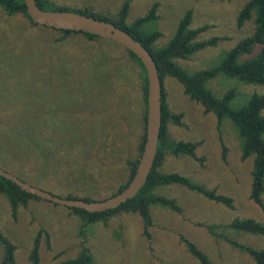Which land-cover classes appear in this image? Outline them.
Segmentation results:
<instances>
[{"label":"rangeland","instance_id":"rangeland-1","mask_svg":"<svg viewBox=\"0 0 264 264\" xmlns=\"http://www.w3.org/2000/svg\"><path fill=\"white\" fill-rule=\"evenodd\" d=\"M50 1L57 6L89 7L95 12L110 16L118 11L123 2ZM246 1L131 0L126 20L131 21L146 12L153 2H158V19L147 24L145 28L162 32L158 40L161 45L170 38L184 11L192 9V26H209L200 35V39L218 38L215 45L196 52L187 60H179L185 68L194 70L215 63L224 51L252 32L253 19H249L241 27L236 23L237 13ZM58 36L60 34L51 29L32 25L23 16L10 18L0 10V107L17 109L19 107L16 97L30 92L34 97V109L51 106L52 99L59 96L60 88L66 87L68 92L63 91V103L57 99L59 109L62 108L63 120L54 114L47 118L38 115L37 121L41 127L48 124L52 125L55 131L62 129V133L67 137L60 139L61 143L72 137L69 142L77 145L73 152L76 159L74 164L86 168L88 173H79L86 176V179L78 178L72 181L68 179L67 173H55L53 177L47 173L48 177L53 178L54 184L60 187L55 189L59 193H65L66 190L80 193L77 189L88 192L91 188L98 192L97 198H104L126 181L129 174L128 160L134 159L138 154L141 135L138 76L135 75L126 85L129 88L127 101L131 110L127 108L125 100L127 93L123 92L119 98L112 97V105L116 104L114 114L103 115L95 120L97 129L101 130L108 121L107 116H111V126L86 147L82 132L86 116L81 117L76 108L83 109L82 112H91L102 105L104 107L107 100H102L101 94L108 95L113 84H100V61L89 64L84 71V66L80 67L78 62L72 63L69 68L65 64L66 59L63 60L66 66L59 62L56 65L54 58L49 56L64 53L80 54L82 57L83 47L88 44L90 52H95L98 47H105L103 49L108 50L111 56L110 49L115 48L119 55L114 62L122 63L128 71H134L133 73H138V68L118 45L111 42L113 40L89 41L79 35H69L56 42ZM107 73L111 74L112 71L108 69ZM163 86L167 108L175 114H181V124L166 122L167 135L172 140L198 142L195 153L204 159L199 162L188 155L175 157L168 154L159 169L163 172H178L209 188H216L218 192L234 199V208L207 199L178 184L164 186L159 188V192L174 197L182 207V212L153 207L152 224L146 235L143 232L142 219L136 213H117L105 221L82 227L80 217L69 208L43 199H31L27 206L19 207L16 217H13L7 199L1 195L0 229L16 245L17 264H31L29 251L34 237L41 229L49 233V246L46 245L42 233L40 264H63L64 260L77 254L82 243L89 248L94 264H200L187 251L183 238L193 241L215 264H256L248 254L234 248L220 237L224 233L242 243L264 247L263 236L245 235L221 228L235 217H253L264 222V206L260 207L249 198L252 157L241 158L242 139L230 120L225 119L219 123L215 114L204 112L199 103L189 99L182 85L174 78L164 77ZM209 86L217 93H222L229 87H236L237 96L231 102L233 107L243 104L247 93L264 92V85L248 86L224 76L210 81ZM77 114H80L81 118H78L79 115L74 116ZM120 115L119 121L113 119ZM76 126L82 131L76 132ZM56 156L63 155H54ZM61 163L62 161H59L55 167L58 168ZM36 168L34 171L44 170L43 167ZM2 252L0 244V261Z\"/></svg>","mask_w":264,"mask_h":264},{"label":"trees","instance_id":"trees-1","mask_svg":"<svg viewBox=\"0 0 264 264\" xmlns=\"http://www.w3.org/2000/svg\"><path fill=\"white\" fill-rule=\"evenodd\" d=\"M130 1L123 0L118 11L113 16H110L105 13L95 12L89 7L57 6L50 0H36L37 5L42 9L67 10L83 13L112 22L122 30L130 33L153 56L162 83V123L159 132L157 152L150 173L139 192L132 199L127 200L120 206L102 212H88L79 208H67L80 217L82 227H86L97 221H105L117 213H136L142 219L143 232L146 235H148V228L152 224L153 207L158 206L173 210L177 213L182 212V207L174 197L159 192V188L164 186L178 184L190 191L203 195L207 199L221 203L229 208H234V199L229 195L218 192L216 188H209L178 172H163L159 169V166L168 154L175 157L188 155L199 162H202L204 159L203 157H198L195 153L199 145L198 142L172 140L166 133L167 121L181 124V114L171 112L165 103L163 80L166 76L178 81L189 99L199 103L203 107L204 112L215 114L219 123L228 119L234 125L242 139L241 158L246 159L251 156L253 160L249 198L260 207H263L264 92L252 91L251 93H247L242 101L244 103L233 107L231 102L237 96L236 87H229L222 93H217L209 86V82L220 78V76H224L226 78H234L248 86L264 85V0H247L237 13L236 23L238 27H241L249 19H253L252 32L239 39L230 49L224 51L215 63L194 70L185 68L179 63V60H187L196 52L216 44L217 37L200 39V35L209 26L207 24L197 27L192 26L193 12L192 9H187L178 19L170 38L164 44L159 45L158 40L161 38L162 32L157 29L147 30L145 28L147 24L158 19L156 13L158 2H153L146 12L131 21H127L126 18L129 13ZM0 10L10 18L20 15L25 17L34 26H41L59 33L60 36L55 39L56 42L64 40L69 35H79L89 41L95 39L110 41L107 38L88 32L56 29L37 24L28 15L24 0H0ZM111 42L118 45L130 57L136 64L138 73H133L134 71L132 70L128 71L122 63L114 62V59L119 55L115 48L110 49L112 52L111 56L108 50L103 49L105 47H98L95 52H90V45L87 44L83 47L82 52L84 55L82 57H80V54L69 55L58 53V55L56 54L57 56L54 54V56L50 55L49 58H54L56 65L59 62L63 66L67 64L69 68L72 63L78 62L80 67L84 66V71L89 64L100 61V84L106 86L109 82L113 84V88L108 95L101 94V99L107 100L104 107L102 105L91 112L85 110L84 112L86 114H83V109L76 108L81 113V117L83 115L86 116L84 130L82 131L78 126H76L77 131L75 130L76 132H84L83 141L86 147L90 146L93 139L97 138L100 133L105 132L111 126L109 122L111 116H107L108 121L103 125L101 130L97 129L95 120L97 117H102L103 115L114 114L116 104L112 105V97L116 96V98H119L123 92L127 93L125 100L127 108L131 110L127 101L129 88L126 85L131 78L135 77V75L138 76L137 82L141 104L139 118L141 135L137 156L134 159L128 160L129 174L126 181L116 191L104 198H97L98 192L91 188L88 189V192L77 189L80 193H77L75 190H66L65 193H59L55 190L60 189V187L54 184L55 180L48 177V174H52L53 177L55 173L61 175L67 173L69 176L68 179L72 181L78 178L86 179V176L79 175V173H88L86 168H80L74 164L76 159L73 152L77 149V145L69 142V139L72 137H68L64 143H61L59 142L60 139L67 137L62 133V129L55 131L53 126L48 124L41 127L37 121L38 115L47 118L56 114L62 119V108L59 109L58 101L63 103V91L68 92L64 86L58 91V101L56 98H53L51 106L46 104L47 107L34 109V97L30 92L29 94H24L22 97H16L17 107L19 108L0 107V166L2 168L5 166L9 169L4 168L5 170L31 185L67 199H83L86 201L101 200L119 193L129 184L135 173L145 141L147 77L141 60L132 51L116 41ZM65 59L66 63L63 64V60ZM50 66L53 65L50 64ZM108 69L112 71L111 74L107 73ZM66 97H68L67 94ZM74 116H78L79 118L80 114ZM120 117L121 115L113 119L119 121ZM87 142L88 144L86 145ZM56 154L63 155L66 161L63 159V156L54 157ZM59 161H62V163L56 168L55 165ZM37 166L38 169L43 167L45 171H34L37 169ZM87 169L93 173L88 166ZM1 195L7 199L13 217H16L19 207L27 206L31 199L42 200V198L24 191L17 184L2 176H0ZM221 228L245 235L264 237V222L253 217H235L228 223L223 224ZM42 233H44L46 245L49 246V233L45 229H41L34 237L32 247L29 251L28 258L31 264H40V238ZM220 237L230 243L234 248L248 254L256 264H264V247L242 243L224 233ZM182 241L187 251L200 264H215L193 241L186 238H183ZM0 244L3 248L0 264H17L15 257L16 245L1 229ZM63 264H94V261L89 248L82 243L77 254L74 257L64 260Z\"/></svg>","mask_w":264,"mask_h":264},{"label":"water","instance_id":"water-1","mask_svg":"<svg viewBox=\"0 0 264 264\" xmlns=\"http://www.w3.org/2000/svg\"><path fill=\"white\" fill-rule=\"evenodd\" d=\"M24 3L28 15L37 24L56 29L88 32L116 41L132 51L141 60L147 77L145 141L135 173L129 184L119 193L101 200L86 201L57 196L31 185L1 166L0 176L11 180L24 191L58 205L79 208L88 212H102L116 208L127 200L132 199L139 192L154 164L162 123V83L156 62L151 53L137 39L112 22L74 11L42 9L37 5L36 0H24Z\"/></svg>","mask_w":264,"mask_h":264}]
</instances>
